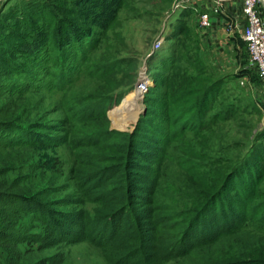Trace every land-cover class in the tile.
<instances>
[{
	"label": "rangeland",
	"instance_id": "obj_1",
	"mask_svg": "<svg viewBox=\"0 0 264 264\" xmlns=\"http://www.w3.org/2000/svg\"><path fill=\"white\" fill-rule=\"evenodd\" d=\"M40 1L47 4L42 11L26 7V3L32 7ZM104 1L106 9L95 5L85 10L77 0H8L4 5L0 0V32L7 31L12 37L26 33L27 38H32L30 46L20 47L21 53L29 54L27 60L22 54L13 57L30 66L37 60L36 66L26 68L24 75L13 74L10 79H3L4 84L15 80L16 89L0 90V118L16 117L20 123L40 128L45 142L43 146L22 143L5 149V160L11 168L9 178L18 179V188L22 186V190H45L44 200L63 203L64 206L57 205L63 212L90 216L107 202L103 199L105 194L98 193L109 189L115 195L124 186L123 177L115 172L126 163L128 134L135 135L137 127L143 124L142 128L148 131L143 134L149 135L151 128L162 145L154 150L155 157L145 163L147 170L128 167L127 174H143L147 183L154 179L153 198L165 203L171 197L178 209L187 201L184 194L192 192L193 180L192 186L185 180L191 172L197 170L194 174L201 184L258 152L262 176L255 184L254 195L246 201L249 213L264 200V105L259 79L247 62L242 41L238 39L235 51L217 61L207 50L211 47H203L198 41L197 29L188 24L190 20L180 21L187 13L186 8L182 9L186 2L176 6L179 0ZM70 8L75 12L62 14ZM48 10L60 22H71L73 35L66 37L74 43L79 34L84 36L73 53H58L59 42ZM260 15L264 17V10ZM41 17L50 27L46 44L34 41V36H41ZM80 51L84 60L76 63ZM61 55L69 80L60 89L55 76L59 73L50 81V70L60 67L57 63ZM27 74L33 79L29 80ZM140 76L144 81L146 77L148 84L145 81L139 86ZM212 81L218 85L209 95L200 125L183 130L180 121L171 120L168 110L191 106L197 94L187 99L178 95ZM138 86L141 98L135 111L122 103ZM19 88L22 91H17ZM175 98L179 103L175 104ZM116 105L125 112L120 109L124 115L112 118L110 111ZM141 182L137 178L135 184ZM172 187L179 190H169ZM135 200L132 194L127 196V211L116 224L121 230L127 221L130 223V208L135 206ZM259 216H246L245 227L171 261L210 264L222 259L264 257V229L260 228V221L258 225L254 223ZM26 218L23 216L22 221ZM99 223L100 220L88 222L87 236L74 242L61 241L39 248L35 242H21L16 247L19 258L36 264H109L106 255L113 241L106 238L108 228L97 232ZM2 249V255L8 258L10 249Z\"/></svg>",
	"mask_w": 264,
	"mask_h": 264
},
{
	"label": "trees",
	"instance_id": "obj_2",
	"mask_svg": "<svg viewBox=\"0 0 264 264\" xmlns=\"http://www.w3.org/2000/svg\"><path fill=\"white\" fill-rule=\"evenodd\" d=\"M7 1L3 0L2 5ZM77 1H81L82 4L79 2L78 5L85 10L87 6H90L91 9L95 5H99L101 9L103 7L108 8L104 0ZM85 2H88V5L84 7ZM69 3L70 5L74 4ZM26 4V7L31 11H36V8L41 11L47 8V4L42 1L32 7L29 3ZM48 12L50 13L49 22L52 23V28L55 27V39L59 42L60 51L58 53H73L75 51L73 50L74 47L79 46V42L84 36L79 34L76 38L77 42L74 43L73 40L66 37L67 35H73L74 29H71V22L62 23L55 17L53 12L49 10ZM73 12H75L74 9L70 8L65 12L63 11L62 14L68 15ZM36 20L39 21L40 19L37 18ZM41 20L43 21V28L39 30L41 36H34V41L41 40V43L46 44L50 27L47 24L48 21H45L43 17H41ZM17 21L22 25V20ZM7 34V31L0 32V90L6 87L7 89L4 91L11 92L16 89L15 80H7L9 81L8 84H13L12 87L6 84V81L4 84L3 79L13 74L24 75L27 73L26 68L36 66L37 60H35V64L30 66L27 61L15 59L13 54H22V57L24 55V59L27 60L29 54L21 53L20 47L30 46L32 38H27L26 33L14 34L13 37ZM69 48L71 50L67 51ZM78 53L76 63L79 61L82 63V60H84L83 51ZM62 58L61 55L57 63L60 67L54 71L50 70V81H53L55 76L58 77L59 83L56 87L60 89L69 80L66 70L62 68ZM56 72L59 74H56ZM26 77L28 78V74ZM28 79L32 80L33 78ZM34 82L36 81L34 80ZM48 83L49 85H55L52 82ZM217 85V81H212L202 88L195 87L188 89L187 92H182L178 96L186 99L191 94H197L195 103L185 108L168 110V116L172 117L171 120L174 122L180 121V127L183 130L187 127L190 129L198 127L206 110L209 95L211 96V92ZM17 91H22V89L19 88ZM132 95L133 91L126 99ZM122 97L119 99L118 104ZM176 99L175 104L179 103ZM124 102L123 105H125ZM117 105L110 111L112 118H114L113 115H124L117 108ZM35 127L34 125L20 123L16 117L6 118L1 116L0 118V264H36L19 258V252L16 248L19 243L35 242L39 248L51 246L61 241H78L87 236L86 227L88 222H95V220H100L97 232L100 233L106 228L110 230L106 237L108 241H113L111 247H108L109 253L106 255L109 264H166V261L185 256L195 248L214 243L220 236L230 234L237 228L245 227L247 224L246 216L253 217L259 214V220L253 221L257 225L260 221L262 225L260 228L264 229V200L255 204L249 213L246 210V201L254 195L255 184L262 176V165L258 152L251 159L243 158L242 162L233 163L224 174L218 175V172L213 174L211 180L201 184H199L198 178L194 174L197 170L191 172L185 180L191 186L193 180L192 192L184 194L188 196L187 201L183 202L178 209L171 201V197L165 203H162L159 198H153L152 194L156 187L154 179H149L147 183L143 174H138L137 177L132 175L131 172L127 174L128 167L147 170L146 166L148 165L145 163L149 161L150 157H155L153 155L154 150H157L158 145H162L156 131L153 133L151 128L149 135L143 134L144 131H148L142 128V124L137 127L135 135L134 132L128 134L124 158L126 163H124L122 169L117 168L118 170L115 172L120 173L123 177L124 186L115 195H112L109 189L98 193V195L105 194L103 199L107 202L102 203L101 207L96 208L93 214L89 216L85 213L63 212L57 208V205L64 206L63 203H51L50 200H44L45 190L41 188L38 190H22V186L18 188L20 186V182H17L18 179L9 178L11 168L10 163L5 160L7 152L4 150L22 143L43 146L45 142L40 135L41 129ZM37 131L38 134H36ZM43 135L46 137L45 134ZM137 178L142 181L140 184H135ZM169 190L174 192L178 191L179 188L172 187ZM130 194L136 198L132 204L135 206L130 208V223L127 221L125 228L121 230L120 225L116 226V224L122 220L123 213L127 211L124 208L129 203L127 196ZM73 215H76L77 218ZM23 216H26L27 220L22 221ZM5 247L10 249V255L12 256L8 255L7 258V255H2V251L5 252L2 248ZM169 264L184 263L174 260ZM210 264H264V257L244 258L241 261L222 259L210 262Z\"/></svg>",
	"mask_w": 264,
	"mask_h": 264
},
{
	"label": "crops",
	"instance_id": "obj_3",
	"mask_svg": "<svg viewBox=\"0 0 264 264\" xmlns=\"http://www.w3.org/2000/svg\"><path fill=\"white\" fill-rule=\"evenodd\" d=\"M183 2L187 3L182 8H186L187 13L182 15L180 21L190 20L185 21L197 29L200 44L212 48L213 52L211 48L207 50L214 55L215 60H223L227 54L235 51L244 25L240 0H179L175 5ZM201 13H206L209 19V26L204 30L198 26Z\"/></svg>",
	"mask_w": 264,
	"mask_h": 264
},
{
	"label": "built area",
	"instance_id": "obj_4",
	"mask_svg": "<svg viewBox=\"0 0 264 264\" xmlns=\"http://www.w3.org/2000/svg\"><path fill=\"white\" fill-rule=\"evenodd\" d=\"M240 3L244 19L240 39L244 45L247 62L259 79L264 104V17L260 15L264 10V0H240ZM198 26L202 30L209 26L206 13L199 15ZM157 42L159 43L158 40Z\"/></svg>",
	"mask_w": 264,
	"mask_h": 264
},
{
	"label": "bare ground",
	"instance_id": "obj_5",
	"mask_svg": "<svg viewBox=\"0 0 264 264\" xmlns=\"http://www.w3.org/2000/svg\"><path fill=\"white\" fill-rule=\"evenodd\" d=\"M142 77L143 76H140L139 77V80H138V82H137V84H142V83H144L145 81H147V78L146 77H144L145 78V81L144 80H142ZM142 80V81H141ZM136 84V85H137ZM140 84H139V86H140ZM139 86L134 90V94L131 96V97H129L128 99H126L125 100V102H124V104L125 105H128V106H130L133 110H137V107H138V103H139V100H140V98H141V91H140V89H139ZM146 88V87H145ZM118 108L119 109H121L123 112H125L124 110H123V108H122V106L120 107V106H118Z\"/></svg>",
	"mask_w": 264,
	"mask_h": 264
}]
</instances>
